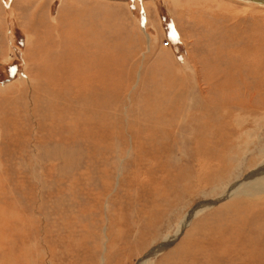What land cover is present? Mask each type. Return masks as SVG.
<instances>
[{
    "label": "rangeland",
    "instance_id": "rangeland-1",
    "mask_svg": "<svg viewBox=\"0 0 264 264\" xmlns=\"http://www.w3.org/2000/svg\"><path fill=\"white\" fill-rule=\"evenodd\" d=\"M252 4L0 0V264H140L197 204L255 186L264 7ZM245 198L199 212L152 264H264V199ZM225 220L238 231L218 240Z\"/></svg>",
    "mask_w": 264,
    "mask_h": 264
},
{
    "label": "bare ground",
    "instance_id": "bare-ground-1",
    "mask_svg": "<svg viewBox=\"0 0 264 264\" xmlns=\"http://www.w3.org/2000/svg\"><path fill=\"white\" fill-rule=\"evenodd\" d=\"M206 1V0H205ZM236 1H241V2H244V3H250V4H252V6H256L255 8H257L258 10L261 8V6L262 7H264V3H256V2H253L252 0H236ZM255 4H257V5H255ZM260 6V7H259ZM225 8V7H224ZM250 9V8H249ZM75 71V70H74ZM77 71H78V69H77ZM71 72V71H70ZM69 72V73H70ZM79 72V71H78ZM78 74V73H77ZM67 75V74H66ZM61 76V75H60ZM69 76V75H68ZM67 76V77H68ZM71 76V75H70ZM80 76V75H79ZM72 77V76H71ZM74 77V76H73ZM65 78V77H64ZM69 78L70 77H68V79L67 80H69ZM76 78V77H75ZM72 79H74V78H72ZM81 79H82V77H81ZM153 79V78H152ZM71 80V79H70ZM80 80V79H79ZM71 81H73V80H71ZM76 81V80H75ZM82 81V80H81ZM80 81V82H81ZM79 82V81H78ZM79 82V83H80ZM64 83V82H63ZM74 83V82H73ZM72 83V84H73ZM68 85H71V84H68ZM62 86V85H61ZM74 86L75 85H73V90H74ZM76 87V86H75ZM61 88V87H60ZM70 88V87H69ZM68 88V89H69ZM233 89V88H232ZM62 90V89H61ZM71 90V89H70ZM81 91V90H80ZM58 92V91H57ZM74 92V91H73ZM61 93V92H60ZM79 93V92H78ZM59 94V93H58ZM69 94V93H68ZM68 94H65V95H68ZM176 95V94H175ZM228 95V94H227ZM64 97V96H63ZM80 96L78 95L77 97H75V98H73L74 100H67V101H69V104L71 103L72 104V106H73V104L74 103H72V102H76V100L79 98ZM66 98H68V97H66ZM65 98V99H66ZM217 98V97H216ZM215 98V99H216ZM233 99V98H232ZM210 100V99H209ZM213 100V99H212ZM227 100V99H226ZM59 101H61V100H59ZM66 101V102H67ZM222 101H223V99H222ZM212 102V101H211ZM215 102H217V101H214V103ZM220 102V101H219ZM209 103V102H208ZM227 103H230V102H227ZM62 105H63V103H61ZM66 104V103H65ZM68 104V103H67ZM210 104V103H209ZM216 104H218V103H216ZM239 104V103H238ZM240 104H242V103H240ZM77 106V105H76ZM62 107V106H61ZM74 107V106H73ZM212 107V106H211ZM213 107H214V104H213ZM60 108V107H59ZM81 110V109H80ZM205 110H207V109H205ZM211 110V109H210ZM60 111V110H59ZM58 111V112H59ZM68 111V109H66L63 113H65V112H67ZM70 111V110H69ZM74 111V110H73ZM200 111V110H199ZM208 112H209V109L207 110ZM225 111V110H224ZM62 112V111H61ZM77 112V111H76ZM82 112V111H81ZM206 112V111H205ZM75 113V112H74ZM78 113H80L79 111H78ZM83 113V112H82ZM202 113H204L203 111H202ZM66 114V113H65ZM72 114V113H71ZM208 114V113H207ZM213 114V113H212ZM227 114V113H226ZM57 115V114H56ZM75 115H76V113H75ZM81 115V114H80ZM203 115V114H202ZM201 115V116H202ZM52 116V115H51ZM63 116V115H62ZM70 116V115H69ZM59 117V116H58ZM61 117V116H60ZM82 117V115L80 116V118L78 119V120H74L75 119V116H72V119H70L69 121H75V122H77V123H75L74 122V125H71V124H67L65 121V123H64V125H61L62 126V129H65L66 131L68 130V129H70L71 131L69 132V134L65 137V141L67 140L66 138H69V140L70 139H73L72 137H77L78 136V134H77V132H78V129H77V126H82V124H83V119L81 118ZM97 117V116H96ZM224 117V116H223ZM57 118V117H56ZM66 118V117H65ZM64 118V119H65ZM215 118V117H214ZM62 119V118H61ZM60 119V120H61ZM102 120V119H101ZM215 120V119H214ZM226 120V119H225ZM173 121V120H172ZM159 122V121H158ZM204 122H206V121H201V122H199V123H192L193 125H194V128H196V127H199L200 128V131L201 132H197V130H195V132H196V134H198L199 135V137L200 136H204L203 135V132H207V133H210V131H213V133L215 132L214 131V129L213 128H207L206 127V125L204 124ZM211 122V121H210ZM215 122H216V120H215ZM227 122V121H226ZM226 122H225V124H224V126L226 125ZM59 123V122H58ZM229 123V122H228ZM63 124V123H62ZM77 125V126H76ZM197 125V126H196ZM74 126H76V127H74ZM105 126V125H104ZM165 126V125H164ZM79 128V127H78ZM199 128H198V130H199ZM218 128H221V127H218ZM75 129H77V132L75 131ZM113 129H115V128H113ZM193 130V129H192ZM69 131V130H68ZM224 131H226L225 129H224ZM193 132V131H192ZM195 132H193L194 134H195ZM217 132V131H216ZM223 132V131H222ZM219 133V132H218ZM218 133H217V135H218ZM224 133V132H223ZM230 133V132H229ZM71 134H73L72 136H71ZM162 134V133H161ZM221 135H222V133H220ZM225 134H227V132L225 133ZM159 135V134H158ZM217 135H215V136H217ZM213 136V135H212ZM227 136V135H226ZM194 137V136H193ZM199 137H198V139L197 140H199ZM219 137V136H218ZM203 138V137H202ZM201 138V139H202ZM204 138L206 139V140H209V138L210 137H205L204 136ZM203 138V139H204ZM222 138V137H221ZM223 138H224V134H223ZM75 139V138H74ZM233 141V140H232ZM64 142V141H63ZM199 142V141H198ZM206 142V141H205ZM208 143L209 142H211V140H209V141H207ZM213 142V141H212ZM233 142H231V138H229L228 140H226V141H224L223 142V144H226L227 146H229V145H231ZM236 143V142H235ZM207 144V143H206ZM69 145V144H68ZM205 145V144H204ZM212 145V144H211ZM195 146V145H194ZM206 146H209V145H206ZM222 146V145H221ZM220 146V147H221ZM199 147V146H198ZM202 147V146H201ZM211 147V146H210ZM224 147V146H223ZM205 148V147H204ZM79 149V148H78ZM68 150V149H67ZM206 150V149H205ZM219 150V149H218ZM227 150V149H226ZM197 151V150H196ZM200 151H202V149H200L199 150V152ZM70 152V151H69ZM73 152V151H72ZM198 152V151H197ZM75 154H76V152H74ZM72 154V153H71ZM228 154V153H227ZM77 155V154H76ZM71 156H73V154L71 155ZM225 156V155H224ZM71 158V157H70ZM56 159V158H55ZM58 159V158H57ZM66 160V159H65ZM72 161H74V160H72ZM224 161V160H223ZM66 162H69V161H66ZM65 162V163H66ZM227 162V161H226ZM73 163V162H72ZM229 162H227V164H228ZM74 164V163H73ZM76 165H78V163L76 164ZM240 165V164H239ZM71 166V165H70ZM262 174V175H261ZM220 175H221V173H220ZM208 176V175H207ZM252 176H253V178H254V182H255V186H251V185H249L248 183H239V182H236V184H233V185H231L230 187H228V189L226 190V191H224V193L219 197V199L218 200H215V201H212V200H210V201H203V202H201V203H199V204H197L195 207H193L192 209H190L189 211H188V213L184 216V218L181 220V222L179 223V225L177 226L178 227V230H177V232H176V235L175 236H172V235H169V236H167L166 238H164V240H162V242L158 245V246H156V247H154L152 250H150L146 255H145V257L141 260V262H140V264H152V259H153V257H155V256H157L159 253H161L162 251H164L166 248H168L172 243H173V241L175 240V238L177 237V234L178 233H180L182 230H183V228L185 227V226H188L189 224H190V222H191V220L199 213V212H201V211H204L205 209H207V208H209V207H212L213 205H215V203H217V202H219L220 200H224L225 198H228V197H231V196H238L239 195V197L240 196H245L246 198L245 199H249V200H251L252 202H257V201H259V199H264V170H263V168H260V169H258L257 171H254L253 172V174H252ZM209 177V176H208ZM181 178H186V174H184L183 172H182V174L179 176V180L181 179ZM241 179V178H240ZM246 179V178H245ZM244 179V180H245ZM248 179V178H247ZM246 179V180H247ZM72 180V179H71ZM77 180V179H76ZM208 180L210 181V182H212V178H208ZM241 181H243V180H241ZM72 182V181H71ZM246 182V181H245ZM252 182V181H251ZM74 183H75V181H74ZM96 183V182H95ZM215 184V183H214ZM74 185V184H73ZM229 185V184H228ZM253 185H254V183H253ZM72 186V185H71ZM71 186H70V188H71ZM79 186V185H78ZM76 187H77V185H76ZM75 187V188H76ZM227 187V186H226ZM69 188V189H70ZM74 188V189H75ZM68 189V188H67ZM73 188H72V190H73V193H74V190ZM62 191H64L63 189H62ZM158 191V193H161L162 192V195H167V190L166 189H164V191L163 190H157ZM65 193H66V191H65ZM65 193H62V194H65ZM68 193V192H67ZM69 194V193H68ZM76 194V193H75ZM73 196H74V194H73ZM60 199V198H59ZM55 201V200H54ZM74 201V200H73ZM75 202V201H74ZM59 203V202H58ZM73 205V204H72ZM257 205V204H256ZM256 205H254L255 207H256ZM82 206V205H81ZM239 206V205H238ZM247 206V205H246ZM80 207V206H79ZM57 208H58V206H57ZM63 208V207H62ZM249 208V207H248ZM70 209V208H69ZM68 209V210H69ZM80 209V208H79ZM242 209V208H241ZM54 211H56V210H54ZM62 211V210H61ZM77 211V210H76ZM254 211H256V210H254ZM70 212H71V209H70ZM81 212V211H80ZM83 212V211H82ZM80 214V213H79ZM81 214H83V213H81ZM76 215V214H75ZM74 215V216H75ZM78 215V214H77ZM76 215V216H77ZM64 217V216H63ZM69 217V216H68ZM79 217V216H78ZM77 218V217H76ZM54 219H56V218H54ZM256 219V218H255ZM63 220V219H62ZM72 220H74V218L72 219ZM80 220V219H79ZM257 220V219H256ZM76 221V220H75ZM72 222H74V221H72ZM72 222H71V224H72ZM76 222H78L79 223V221L77 220ZM59 223V222H58ZM259 223V222H258ZM258 223H255V227H251L250 226V228H247V230H259V227H258ZM76 224V223H75ZM80 224V223H79ZM78 225V224H77ZM82 225V224H81ZM219 226H222V227H219ZM218 227H219V229H220V232L219 233H217V239L219 240V236H221V233H222V237H224L225 238V236H226V232H229L230 233V231L232 230V231H236L237 229H238V227H236V225H234V226H230V221L228 222L227 221V224H226V220L224 221V223L222 224V225H219ZM62 227V226H61ZM74 227V226H73ZM76 228H78V227H76ZM75 231H76V229H75ZM238 231V230H237ZM243 231V230H242ZM77 232V231H76ZM244 232H247L246 230L244 231ZM75 234V233H74ZM76 235V234H75ZM75 235H73V236H75ZM73 238H75V237H73ZM81 241V240H80ZM79 241V242H80ZM82 242V241H81ZM211 242V241H210ZM222 242H223V240L222 241H220L219 243L218 242H212V243H217L218 244V248L216 247V246H214L216 249H218L219 251H221L222 250V248L220 247V245L222 244ZM198 243V242H197ZM200 243V242H199ZM84 246V245H83ZM81 247H82V245H81ZM219 247H220V249H219ZM84 248V247H83ZM83 248H78V250H77V252H79V251H81V253H83L84 252V249ZM68 249H69V247H68ZM224 253V252H223ZM244 264V263H243Z\"/></svg>",
    "mask_w": 264,
    "mask_h": 264
},
{
    "label": "water",
    "instance_id": "water-1",
    "mask_svg": "<svg viewBox=\"0 0 264 264\" xmlns=\"http://www.w3.org/2000/svg\"><path fill=\"white\" fill-rule=\"evenodd\" d=\"M252 1L256 3H264V0H252Z\"/></svg>",
    "mask_w": 264,
    "mask_h": 264
}]
</instances>
